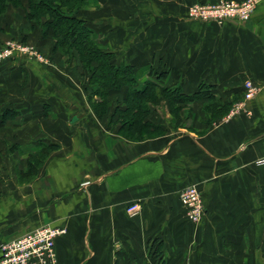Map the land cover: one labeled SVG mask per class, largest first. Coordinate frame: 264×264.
Listing matches in <instances>:
<instances>
[{
    "label": "crops",
    "instance_id": "0c3cea01",
    "mask_svg": "<svg viewBox=\"0 0 264 264\" xmlns=\"http://www.w3.org/2000/svg\"><path fill=\"white\" fill-rule=\"evenodd\" d=\"M219 1L93 0L79 14L100 48L134 67L136 88L161 99L148 104L146 120L162 130L155 138L135 141L115 129L128 87L110 94L108 113L99 118L76 72L4 65L0 88L15 81L19 93L2 105L22 116L15 130L12 120L0 130L15 131L22 146L44 141L60 148L30 183H16L0 198V239L46 225L65 228L56 241L58 264H264V165L256 163L264 158V0L249 21L189 18L191 5ZM22 24L30 42L57 60L55 41ZM56 75L70 79L62 84L72 85L74 102L50 84ZM248 81L260 92L230 115ZM181 96L197 98L187 104ZM212 96L232 105L209 126L204 108ZM172 110L183 124L167 131ZM191 185L205 205L200 223L187 219L180 201ZM137 203L139 213L129 214Z\"/></svg>",
    "mask_w": 264,
    "mask_h": 264
},
{
    "label": "trees",
    "instance_id": "16d2710c",
    "mask_svg": "<svg viewBox=\"0 0 264 264\" xmlns=\"http://www.w3.org/2000/svg\"><path fill=\"white\" fill-rule=\"evenodd\" d=\"M89 1L0 0V16L10 8L26 9L24 11L26 12L27 21L34 26H39L42 38H51L55 41L54 52L72 57L78 61L80 67L88 75L85 91L88 94L93 112L99 118H103L108 113L110 94L121 90L123 87H128L125 108L120 109L119 107L115 113L119 123L118 133L130 134L135 132L139 136L138 133L145 130L149 135H160L161 127L146 119L152 112L148 106L149 102L152 101L156 104L161 99L155 94H149L147 91L136 88L134 67L127 62H118L115 53L103 50L95 42L94 29L79 16L83 7L87 6ZM173 94L175 93L167 94L163 92L162 97L171 99L174 96ZM95 98H98V100ZM195 98L197 97L181 96L178 100L188 104ZM211 98V103L204 108L209 126L225 117L232 105V103H224L214 96ZM172 112L174 114L176 111L172 110ZM20 115L21 112L16 108L3 107L0 109V123L6 124L9 120L13 121ZM149 135H146V137L152 138ZM56 146L53 143L40 141L34 146L36 150H29V162L26 171L20 172L21 181L35 178L38 170L44 165Z\"/></svg>",
    "mask_w": 264,
    "mask_h": 264
},
{
    "label": "rangeland",
    "instance_id": "374dc122",
    "mask_svg": "<svg viewBox=\"0 0 264 264\" xmlns=\"http://www.w3.org/2000/svg\"><path fill=\"white\" fill-rule=\"evenodd\" d=\"M92 1L93 0H90L88 5H93ZM24 10H26V9L10 8L7 10V12L5 14L0 16V27L2 26L0 28V32L2 33V34H0V55H4L5 51L7 50V48L9 46H12V45L16 46L15 47L16 49L13 51L11 56L5 57V58H3V56H2L0 58V71L3 69L4 65L10 61H16L17 64H20L23 67L27 66L30 69H36V67H38V68L41 67V69H44V68L45 69H53V65H56L57 69H60L62 72L68 73L69 75L73 74V73H71L72 71L76 72L75 75L78 76V78L74 79V80L77 81V84L80 83L81 87L84 88L85 84L87 83L86 80L88 78L87 79L83 78L87 74L80 67V65L78 64V61H76L72 57L64 56L61 53H57L58 54L56 56L57 60H55L50 55L48 56L43 51H41L37 45L30 42V40L32 38L30 31L28 29H26L24 26L22 27V25H23L22 23L25 20H27L26 19V12ZM86 10L89 11L91 9H86ZM88 24L90 26V23H88ZM37 27H38V29H40L39 26H37ZM40 33H41V31H40ZM94 38H95V42L98 43L97 34H96L95 29H94ZM23 50H25V51H23ZM54 62H55V64H54ZM79 76L82 78H79ZM69 80H70L69 78H59L57 76L54 79H50L49 82L52 85V87L57 91V93L59 94V97L66 98V99L70 100V102H74L75 101V95L69 90V87L72 85L70 84V82L66 83L67 85L62 84V81L66 82ZM85 81H86V83L84 84ZM12 83H13L12 86H8L7 88H6V86H4V87L0 88L1 89L0 90V109L2 107H7L6 105H2L5 103V101L10 100V99L15 101L18 97L16 94V92L19 93V91H17V88H18V85L16 84L17 82L12 81ZM63 85H66L67 88L65 89L63 87ZM8 92H10V95H6V93H8ZM86 98H87V102L89 103L88 96ZM95 99L98 100V98H95ZM9 107H11V106H9ZM91 110L93 111L92 108H91ZM62 112H63L62 109H60V112H58V110H57L56 116L58 117L59 113H62ZM188 112H190V111L185 110L184 113L182 112L181 116L184 114L187 115ZM186 115H184V116L186 117ZM178 116H179V114L175 112L174 114H172L168 118L169 123H167V124H169V125H167V128H168L167 131L173 130V129L176 130L181 126V122H182L184 117L180 121ZM186 121H188L187 124L190 122L189 119H187ZM16 123L17 122H15V120H13V122H11L12 125H8V126H10V128L15 130L17 128L15 125ZM182 124H183V122H182ZM115 125H116L115 129H116L117 126L119 125V123H116ZM109 126H111V123L109 124ZM163 131L165 132V130H163ZM138 134L141 137L136 135L135 132L130 133V134H128V133L121 134V136L130 138L131 140H135V141L148 139L146 137V135H149V134H147L145 130H142V132H140ZM6 136H8V137H6ZM149 136H151L152 138H155L159 135L157 134V135L153 136V134L152 135L150 134ZM15 138H19V137H16L15 131H12V133L9 132V133L5 134V130H0V140L3 139V141H4L2 144H0V198L3 196V194H6L8 189L14 190L16 183L28 184L34 179V178L32 180L31 179H29V180L25 179V181H23V180L21 181L20 172L26 171V168H27L28 162H29L28 151L34 150L35 148L31 146L32 144L28 145V146H22L20 144H17V143H15ZM13 144H17V146L12 147L11 145H13ZM56 145H57L56 149L53 150L52 152H54V151L57 152L59 150L60 145H58V144H56ZM47 160H48V158H47ZM46 226H49V225H46ZM30 232H32V231H30ZM30 232H28V233H30ZM28 233H26V234H28ZM26 234H24V235H26ZM24 235H22V236H24ZM22 236L17 237V238H13V239H0V247L2 245L8 244V243H10L16 239H19Z\"/></svg>",
    "mask_w": 264,
    "mask_h": 264
},
{
    "label": "built area",
    "instance_id": "2783aa9c",
    "mask_svg": "<svg viewBox=\"0 0 264 264\" xmlns=\"http://www.w3.org/2000/svg\"><path fill=\"white\" fill-rule=\"evenodd\" d=\"M261 0L231 1L221 0L218 3L194 4L188 8L190 19L222 25L226 21H249ZM9 46L4 55L9 57L16 49ZM25 51V50H23ZM260 87L252 81L245 83L244 101L236 105L230 115H235L244 109L247 100L253 99ZM257 165H264V158L257 160ZM180 201L191 223H200L205 214V205L201 190L196 185L185 188L180 193ZM140 204L131 205L127 211L131 215L139 213ZM65 228L44 226L0 247V264H58L56 241L66 233Z\"/></svg>",
    "mask_w": 264,
    "mask_h": 264
}]
</instances>
